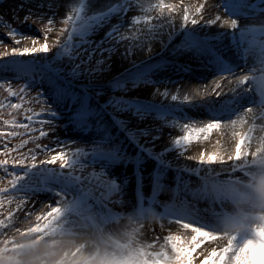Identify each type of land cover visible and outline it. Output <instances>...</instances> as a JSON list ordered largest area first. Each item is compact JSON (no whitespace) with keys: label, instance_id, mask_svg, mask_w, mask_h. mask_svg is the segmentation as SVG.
I'll return each mask as SVG.
<instances>
[{"label":"rangeland","instance_id":"obj_1","mask_svg":"<svg viewBox=\"0 0 264 264\" xmlns=\"http://www.w3.org/2000/svg\"><path fill=\"white\" fill-rule=\"evenodd\" d=\"M36 1L0 0V65L8 64L7 68L0 67V85H2L0 86V131L5 134L9 131L20 133V135L14 137H0V153L4 152L5 145L8 148H15L22 141L27 140L28 143L19 151L27 153L29 149H32L37 155L36 162L38 165L40 161L57 154L61 147L65 151L80 152L82 154L74 158L76 163L72 168L60 169L59 163H57L49 165L47 168L41 166L26 173L25 180L22 182L23 187L37 192L28 202L26 210L43 197H48L52 205H55L56 201L60 199L55 195L56 190H64L66 193L64 199L69 200L72 198L71 194L68 193L69 188L76 187L78 191L79 189L83 191L87 187L93 190L91 198L97 204H101L102 201L105 202L103 206L106 207L107 211L106 214L100 213L101 218L99 220L92 217L84 218L78 226V232L83 235L97 226L118 232L124 226L125 216L122 214L117 219L109 220L110 210L117 211L114 207L119 206V204L114 206V202L131 200L130 210L141 204L137 199L144 196V193L149 194L147 189L152 186L154 188L150 189V195L154 198L149 200L155 201L154 205L159 206L162 212L164 206L167 207L168 205V197L162 195L165 191L164 187L168 189L174 185L179 187L182 178L188 176L186 173H178L179 171L172 173L166 168L167 164L163 161L173 147H171L169 139L165 136V132L166 130L175 131L173 137L174 135H176L175 137L180 136L177 134L181 130L182 121H186L187 117L196 118V115L189 110H174L171 106H166V103L164 105L163 103H154L142 99L137 94L139 88L144 86L156 87L160 84L156 82L153 84L154 86L151 85L150 76L158 68L170 66L167 59L173 57L168 56L166 52L169 47L164 48V54L157 52L160 49V43L158 41L152 42L151 37L156 40L162 36L166 39L169 37L171 49L183 45L189 46L190 37L187 33L191 31L187 30V25L182 26L183 21H177V18L183 14L180 1L175 0L179 7L177 11L169 15L165 10L164 15L159 16L158 10L152 7L159 0H147V4H144L140 9L125 0H119L118 3L107 7L106 10L103 5H98L101 8H94L97 4L94 2H100L101 0H83L84 8L81 13V20L75 19L76 14L74 12V9L80 6L81 0H76L71 11L69 9L68 11H62L54 5H50V3L48 5L40 2V0L37 3ZM103 1L110 2L111 0ZM173 1L164 0V3L173 4ZM181 1L187 2V8L198 6L195 4L196 1L199 4L204 1L209 3L212 1L215 8H220V12L229 20L235 18L241 22H250L258 17H264V4H261L260 0H256L252 8L241 10L234 17H230L224 10L221 0H196L192 2L193 6L190 4L192 0ZM40 5L44 6L39 7ZM111 8H116L117 11L112 12L100 23L88 24V21L96 13L100 15L108 12ZM30 10L32 18L24 22V17L29 14ZM51 10H53V14H49ZM116 12L124 17L122 25H128L130 30L140 33L138 39L135 38L133 41L124 40L121 43L113 44L108 39L107 34L106 36H100L101 31L99 32V30L105 32L106 29L114 25L112 20L118 16ZM41 14H43V19L37 20L36 17ZM69 15L73 16V20L70 23H65ZM189 15L192 17L191 13ZM158 16L159 18H157ZM49 17H53L51 32L46 31L49 26L47 24ZM128 17L137 19L139 24H132L129 22L130 20L128 21ZM174 23L180 24L179 28L181 29V33L175 35L176 38L170 36ZM84 25H87L88 30L81 36L80 29ZM12 29L17 30L22 35L11 36L9 33ZM239 30L242 33L240 38L243 41L232 43L234 49L231 51H223L221 47L213 46L211 41L208 43L218 52L224 63L234 64L230 57L239 52L241 57L239 58L243 62V67H245L244 64L249 62V60L246 62L247 60L243 59L246 52H253L254 55V50H256L260 56L264 55V46H262V44L264 45V36H253V31L250 28ZM144 32L147 33L144 35ZM193 34L197 38L201 37L197 32ZM45 35H47L49 45V51L46 54L12 55L13 48L21 50L25 47L31 48L33 46L32 38H37L38 44L44 43ZM140 35H142L141 38ZM16 39L21 42L16 44ZM249 39L256 40L260 51L251 45ZM57 40H59V44L56 43ZM246 40L248 43L245 45ZM26 43H29L30 46H27ZM252 44L254 45V43ZM115 46H119L121 49L114 51ZM134 47L138 48L137 54L132 52ZM5 51L8 52L7 56L3 55ZM250 53H247L246 56L252 55ZM204 55L207 56L208 54ZM116 58L121 61L117 66L111 64L113 59ZM140 58L148 60L147 63L142 64L138 61ZM196 60H198L197 65H195L196 68L206 67L203 58H197ZM11 61L17 63L11 64L9 63ZM77 64L80 67L77 69L78 74L74 75L72 70ZM182 70L184 73H177L176 71L177 74L174 77L176 79L172 83L177 81L187 83L189 73H195L198 77L202 76L200 72L192 67L180 69V71ZM262 70L260 65L253 66L249 73L252 76H259ZM117 83L121 84L122 87H116ZM9 89L17 95H9ZM21 89H24V91H21ZM41 91L46 99L40 97ZM154 97L153 93L151 98L155 99ZM163 100L161 101L163 102ZM116 101H122L123 103L117 105ZM258 102L255 100L250 101L248 104L245 102L234 108L232 102L229 104L230 108H224L221 111V115L225 113L223 116L235 117L239 114L241 105L244 108L254 106L262 109L261 104ZM11 104H20L21 107L13 109L10 106ZM49 109L55 111L57 115L51 117L48 114ZM84 109H88L90 112L86 121L82 119L81 115ZM211 110H209L211 119L223 121L220 117H215L214 112ZM28 116L34 118L30 123L31 131H26L23 128L15 129L10 124L6 125L4 123L6 120H15L18 124L29 123ZM200 117L202 115L198 118ZM41 120H52L53 124H41ZM138 127H147L149 131L138 132L136 130ZM40 130L47 132L48 135L39 138ZM153 137H156V139H153ZM33 138H38L35 143H33ZM83 139H87V143L92 140L91 143L94 146L86 149L76 148L75 144ZM68 142L71 143L67 145ZM37 145L41 147L38 148ZM45 147L47 149L55 148L56 152L42 151L41 149ZM184 147H189V145L181 146V148ZM175 149L177 150L178 147H175ZM17 155L16 152L11 153L8 157L0 155V159L8 158L11 160L13 156ZM145 161L150 163L147 171L144 168L141 169ZM157 167L169 171L166 170L160 177L157 176L154 180H151L150 175L158 170ZM14 170L19 169H12L11 164H9V171ZM193 174L190 173V175ZM119 175L122 179L115 181V178L120 177ZM0 176L5 177V182L10 178L3 169H0ZM69 176L78 179L72 181L68 178ZM115 184L119 188L114 186ZM137 185L144 188L137 191ZM96 189L101 190L97 191ZM82 200L83 197L78 196L66 206L64 220L67 224L75 222L74 217L77 215V208ZM120 207L122 206L120 205ZM5 208H15V204L6 205ZM203 211L207 212L208 210L204 209ZM16 215L19 219L14 222L15 226L11 230H3L4 234L0 235V240L14 236L18 237V233L15 231L16 228L26 229L30 226V223H35V216L33 220L25 223L23 212H17ZM5 218V209H0V219ZM162 219L170 222L173 217L165 216ZM190 219L194 224L208 228L206 223L198 218L195 209ZM164 228L173 227L166 224Z\"/></svg>","mask_w":264,"mask_h":264},{"label":"snow or ice","instance_id":"obj_2","mask_svg":"<svg viewBox=\"0 0 264 264\" xmlns=\"http://www.w3.org/2000/svg\"><path fill=\"white\" fill-rule=\"evenodd\" d=\"M224 10L229 14L230 17L236 16L241 10L252 8V4L249 0H221ZM261 4H264V0H260ZM40 5L39 7H43ZM23 7V6H21ZM154 9L158 10L159 16H163L165 10L171 15L172 12L177 11L178 8L172 4L164 3V0H159L158 3L152 6ZM84 3L81 0L80 6L74 9L75 19L81 20V13L83 12ZM204 5L201 4L199 7L195 8L196 16H200V13L203 11ZM117 11L116 8H111L108 12L101 13L98 16L93 17V20L96 23H100L105 20L108 15L112 12ZM159 16L157 18H159ZM32 18L31 10L29 14L24 17V22H27ZM203 17H200L202 19ZM37 20L43 19V14L36 17ZM183 25L186 26L188 23H191L195 26L199 20L192 18L189 15L188 8L184 9L183 12ZM220 17L217 16L216 20H219ZM73 20V16L69 15L65 20V23H70ZM53 23V17H49L47 24L49 25L46 29L47 32H51V25ZM208 23H215V21H209ZM224 24H229V21L224 20ZM230 27L235 29L237 27V19H231ZM88 30L87 25H84L80 29V35L83 36L84 33ZM66 31V30H65ZM114 31H118L114 29ZM11 36L22 35L18 33L17 30L12 29L9 33ZM112 33H109L111 36ZM187 35L190 37L188 41L190 45V50L194 51L197 54H208L212 57L210 63L216 66V70L222 78H226L227 74L232 73L234 69L223 62L221 57L217 55L206 39L197 38L193 33L189 32ZM71 39V37H69ZM21 41L19 39L15 40L16 44H19ZM59 44V40L56 42ZM32 47H25L21 49H12L13 56H23L26 54L34 53H44L46 54L49 51V45L47 43V35L44 36V43L38 44L37 38H32ZM38 45V46H37ZM66 47V45H65ZM103 51V50H102ZM4 56L8 55V52L3 53ZM11 64L17 63L16 61L9 62ZM0 67L7 68L8 64L0 65ZM80 65L77 64L72 70V74H78L77 69ZM249 81L248 76L245 75L237 81L238 85H245ZM252 88L246 89V91L254 90L262 98H264V77L252 76ZM231 83V80H229ZM2 86V85H0ZM116 87H122L121 84L117 83ZM221 85L216 84L213 92L217 96L220 95L219 92H216V89H219ZM24 91V89H21ZM231 91H234L232 89ZM197 95H200L201 92L199 89L196 91ZM9 95H17V93L12 92L9 89ZM164 95H168L167 92ZM211 95V93H209ZM40 97H44L43 92L41 91ZM178 96L172 95L171 100L177 101ZM184 101L188 100V96L183 97ZM117 105L123 103L122 101H116ZM13 109H18L21 107L20 104H11ZM262 110H264V103L261 104ZM241 110L243 115L237 116L236 119L231 120L229 125L224 127L231 129L232 138L235 139V151L227 155L228 160H239L242 156L248 155V149L251 147L253 140V133L256 131V125L252 123L250 126L246 127L245 131L238 132L237 127L245 128L249 124V120L253 119L256 116V111L254 106H248L244 109L241 105ZM48 114L51 117H55L57 113L51 109L48 110ZM215 114V110H214ZM82 119L86 121L87 117L90 115L88 109H84L81 113ZM247 117V119L245 118ZM32 116H28L27 120L29 123L18 124L15 120L4 121L6 125L10 124L12 128L19 129L23 128L26 131H31L30 123L33 121ZM41 124L52 125V120H41ZM184 135L180 138L175 139L174 144L176 146H185L189 145L194 141H197L201 138L207 139L209 135L214 131L221 129L222 124L218 119H212L209 122L203 124V126H197L194 122H185L181 125ZM261 132H264V128L260 129ZM147 134V133H145ZM20 135V133L15 131H9L5 134L3 131H0V137H14ZM48 133L40 130L39 138L47 136ZM38 138H33V143ZM156 139V137H153ZM28 143L27 140L22 141L21 144L17 145L15 148H8L5 145L4 152L0 153L5 157H8L11 153H18L17 156H13L11 160L8 158L0 159V169H3L7 176L10 177L5 182V177L0 176V209H5L6 218L0 219V235L4 234L5 229L11 230L15 224L14 222L19 219L16 215L17 212L24 213V222L28 223L31 216H35V223H30V226L25 228H16L15 231L18 233V237L14 236L4 240H0V264H47V260L50 256L55 255L54 249L56 247L55 241L64 236L66 233L64 220L66 207H65V191L60 189L55 191V195L60 197L56 201L55 205L46 204L45 207L47 211L34 212L32 210H26L28 202L31 198L37 193L35 190H30L23 187L22 182L25 180V174L33 169L38 167H48L49 165H55L59 163L60 169L72 168L76 161L75 157L81 155L80 152H68L65 151L63 147L60 148L57 154H53L50 158L40 161V164H37V155L32 150L29 149L27 153H22L19 150L23 148ZM40 148V145H37ZM42 151H52L56 152V149H47L42 148ZM257 153H264V135L259 136L256 142ZM224 162V156H221L219 153H212L205 155L204 153L200 154L199 162L200 163H215V162ZM9 164H11L12 169H19L14 171H9ZM235 170V169H234ZM62 174V173H61ZM63 175V174H62ZM72 181L78 178L68 177ZM114 187V186H113ZM15 204V208H5L6 205L11 206ZM173 219L170 222L180 224L181 228L185 232L191 233L190 238L187 235L183 234H169L164 238L162 244H147L141 249L137 250L135 254L128 257H120L119 259L113 258L110 261H107L106 264H264V225L258 227L254 233L250 236H240L233 235L224 237L221 236L210 229H206L203 225H196L189 218H181L172 216ZM44 241H52L49 245V248L53 251L40 253V245ZM205 242L209 243L210 251H201L199 255H194L196 250L201 247ZM215 243L216 247L211 245ZM84 247H78L72 250L70 253L65 252L62 256L55 260V264H92V258H87L83 255ZM202 257V259H201Z\"/></svg>","mask_w":264,"mask_h":264},{"label":"bare ground","instance_id":"obj_3","mask_svg":"<svg viewBox=\"0 0 264 264\" xmlns=\"http://www.w3.org/2000/svg\"><path fill=\"white\" fill-rule=\"evenodd\" d=\"M37 1L39 2V0ZM118 1L119 0H111L110 2L108 1L105 2L101 0L100 2H94V3H97L94 8L98 9V7L101 8L98 5H103L106 10L107 7L115 5L116 3H118ZM125 1L137 6L139 9L143 7L144 4H147L148 2L147 0H125ZM176 1L177 2L180 1L181 6H182L181 9L183 10L182 12H184V9L187 8V2H183L181 0H176ZM176 1L174 0L172 5L177 6L178 3ZM194 1L196 0H192L190 4L192 5V2ZM255 1L256 0H249V2L252 5H254ZM40 2L47 3L48 5L50 3V5L52 4L55 7H58L59 9H61L62 11H68V9L69 11H71L73 7L75 6L76 0H40ZM213 3L214 2L212 1L210 3L204 1L199 4L196 1L195 4L198 5L196 7H199L201 4L204 5L203 11L200 13V16H196L195 11H194L196 8L195 6L193 8L188 7L189 13L192 14L193 18L198 19L199 22L195 26H193L191 23H188L187 30H190L192 33L194 32L199 33L198 35H200L201 38L206 39L208 42L209 41L213 42L212 43L213 46H217L219 48L221 47L223 51L225 50L231 51L232 49H234V46L232 45V43H238V42L243 41L242 38H240L242 33L239 29H244V28L249 29L250 28L253 31V33H257V34L263 33L264 34V17H258L257 19H253L250 22H241L240 20H237V27L233 29L230 27L231 20L225 18V16L220 12L221 11L220 8L219 9L215 8ZM177 8L179 7L177 6ZM49 14H53V10L49 11ZM116 14H118V16L112 20L114 25L106 29L105 32L103 30H99V32L101 31L100 36L102 35L106 36V34L107 36H109V33H112V35L109 36L108 39L113 44L121 43V41H124V40L133 41V39L135 38L138 39L140 33L130 30L128 25H122L121 23L123 22L124 17L119 12H116ZM182 15L177 18V21L179 22L183 21ZM95 16H98L97 13L94 16H92V18L88 21V24H92L95 22L93 20V17ZM217 16L220 17L219 20H216ZM200 17H203V18L200 19ZM127 19L128 21L130 20L129 22H131L134 25L139 24V21H137V19H133L129 17ZM226 19L229 21V24H224V20ZM209 21H215V23L210 24L208 23ZM179 25L180 24L174 23L173 30L170 28L172 30V33L170 35L171 37L176 38L175 35L181 33V29L179 28ZM238 26L240 27L238 28ZM114 29H117L118 31H114ZM145 33L147 32H144L143 34L145 35ZM141 37L142 35H140V38ZM151 39H152V42L158 41L160 43V49H158L159 51L157 52L164 54V48L169 47L166 52L168 53V56H173V57H171L170 59H167V61L170 63V66H167L164 68H158V70L154 71L150 76L151 85H153L156 82H159L160 84L156 87L153 85L154 87L144 86L143 88H139L137 95L141 97L142 99H145V100H148L154 103H163V104L166 103L167 105L166 104L164 105L171 106L172 108H174V110H189L195 113L196 118L187 117V120L182 121V124L185 122H194L196 123L197 126H203V124L212 120L210 116L211 112H209L210 109H212L211 111L213 112L215 110V113H216L214 114L215 117H220V119L223 120V121H220L222 124V127L220 130L218 131L214 130L207 139H204L201 136L199 140L192 142L191 144H189V147H184V148H181V146H179L180 147L179 148L178 146L174 144L175 139L180 138L184 135L182 127L179 133L177 132L178 133L177 135H180L178 137H175L176 135H174L173 137V134L176 133L175 131L166 130L165 136L167 137V139H169V143L171 147H173L172 151H170L165 156V160L163 161L164 163L167 164L166 168L169 169L172 173L175 171H179L178 173L182 172V173H186L187 175H190V173H196L199 171L201 167V165L199 164V157L201 153H204L205 155L212 154V153H219L221 156H224L225 163L223 167L229 168V171L231 172L232 171L231 164L235 163V161L233 160L232 162H229L227 159V155L229 153L234 154L235 139L232 138L231 129L226 128L224 126L229 125L231 120L236 119L237 116L243 115V111L240 109L239 114L235 117H231L230 115L223 116L225 115V113L221 115V111H223L224 108H230L229 104L232 102H233L232 107L234 108L238 104H241V103L247 102L248 104L250 103V101H254V100L258 101L262 99V97L257 95L255 91H246L247 88H252L251 80H249L248 83L245 85H238L237 81L245 75L252 76L251 73L249 72L251 71L253 66L254 67L258 65L261 66L262 62H264L263 60L264 58L260 56L259 53L256 52V50H254V55L253 54L249 55V57L246 58L247 60L246 62H248V60L249 62L245 64L246 66L244 65L245 67H243V64H242L243 62H241V59L239 58L240 54L235 53L233 56L230 57L232 58L231 59L232 63H234L232 64L233 69H234L233 73H230L228 76H226V78H222L217 72L216 66L210 63V60L212 59L210 55L206 56L204 54H197L194 51L190 50V47H189L190 45L189 46L183 45L181 47L171 49L170 44H169V41H170L169 37L166 39L162 36V37H158L157 40L151 37ZM216 42L217 44H215ZM247 43L248 42L246 41L245 45ZM26 45L30 46L29 43H26ZM120 49L121 47L115 46L113 50L119 51ZM132 52L137 54L138 48L134 47ZM197 58H203L205 61L204 64L206 65V67L196 68L195 65H197V62H198V60H196ZM119 61L120 59L118 60V58L113 59L111 64L112 65L114 64L117 66L121 62ZM138 61H140L142 64H146L148 60H146L145 58H140L138 59ZM186 67L188 68L192 67L194 70L200 72L202 76L198 77L195 75V73L194 74L189 73L188 74L189 80L187 81V83L184 81L183 82L177 81L175 83H172L176 79L174 78L175 74H177L178 72L184 73L183 70L180 71V69H183ZM229 80H231V83H229ZM217 83L221 85L219 89H216V92L220 93L219 96H217L216 93L213 92V89L215 88ZM197 89L200 90L201 92L200 95L196 94ZM232 89H234V91H231ZM165 92H167L168 95H164ZM153 93L155 95L154 97L155 99L151 98V95ZM209 93H211V95H209ZM172 95L178 96L177 101L171 100ZM186 95L188 96V100L184 101L183 97ZM160 99L163 100V102ZM255 111H256V116L253 119L249 120V124L246 125L245 128L237 127L236 129L238 132H241V131H245L246 127L250 126L252 123L256 125V131L253 133V140H252L251 147H255L259 136L264 135V132L260 131L261 128H264V110L258 109L255 107ZM200 115H202V117L198 118ZM245 118L247 119V117ZM136 130L138 132H144V131H149V128L138 127L136 128ZM89 141L90 143L92 142V140H89ZM70 143L71 142H68L67 145H69ZM90 143H87V139H83L79 143L77 142L75 146L78 149H86L91 146L92 147L94 146L92 143L91 144ZM175 147H178V149L176 150ZM214 164L216 166H220V162L218 161L215 162ZM149 165L150 163L145 161L142 164L141 169L143 170L144 168L147 171V169H149ZM160 168L161 167H157L156 169L158 170L155 169L156 171H154L152 175H150L151 180H154V178L157 176L160 177L167 170V169L164 170ZM235 170L239 171V168ZM118 179L119 180L122 179L121 176L115 178V181H117ZM114 186L118 187L116 184ZM153 188L154 187L149 186V188L147 189L149 194H146V195L150 197L151 196L150 191ZM136 189L138 191L139 187L137 186ZM164 189L166 190L168 188L164 187ZM137 200L138 202H143L142 199H137ZM131 203H132L131 200L120 201V202L115 201L114 202L115 205L113 204L114 206L119 204V206L114 207L117 211H114L113 209H111L110 211L117 212L119 214L120 213L125 214V212L129 210ZM46 204H52V203L48 197H43L41 200H39V202H36L30 205L29 209L27 210H32L34 212H42L44 210H48L45 207ZM120 205L122 207H120ZM108 207L112 208L111 206H108ZM33 217L34 215L30 217V220H33ZM166 224L167 225L169 224L173 228H167V229L164 228V225ZM105 229L109 230L106 227ZM137 230L140 232V238L142 240L143 246L147 244H157V246H159V244H162L164 242V238L170 233L187 235L189 238L191 235L190 231L186 233L185 230L181 228L180 224L172 223V222L170 223V222L164 221L163 219H161V221L157 224H152V225L141 224ZM89 232L90 230L87 233L83 234L82 238L87 240ZM157 242H159V244ZM211 246L216 247L217 244L213 243ZM201 251H210L208 242L203 243L201 247L196 250V253H194V255L198 256ZM197 264H199V262H197Z\"/></svg>","mask_w":264,"mask_h":264},{"label":"clouds","instance_id":"obj_4","mask_svg":"<svg viewBox=\"0 0 264 264\" xmlns=\"http://www.w3.org/2000/svg\"><path fill=\"white\" fill-rule=\"evenodd\" d=\"M258 77H264V70ZM248 79L251 80L252 76ZM234 161L231 172L223 167L225 162L220 166L199 162L198 172L183 177L179 187L174 185L162 193L168 197L165 214L162 215L157 205L137 206L125 212L124 226L118 232L97 226L90 230L87 240L78 232V226L86 217L99 220L100 213L106 214L105 202L97 204L91 198V188L86 187L83 191L69 188L72 198L65 201V207L78 196L83 200L77 208L75 222L66 223L65 235L55 241V255L49 257L47 264H55L65 252L70 253L81 246L84 247L83 255L92 258V264H106L113 258L131 256L143 247L137 230L141 224H157L164 215L190 219L194 209L208 229L221 236L252 235L264 225V153H257L256 146L249 147L248 155ZM237 168L239 171L234 170ZM204 209L208 211L204 212ZM51 243H41L40 253L53 251L49 248Z\"/></svg>","mask_w":264,"mask_h":264}]
</instances>
